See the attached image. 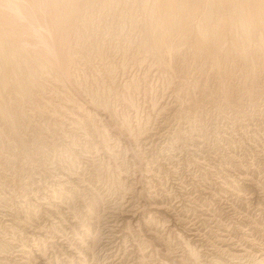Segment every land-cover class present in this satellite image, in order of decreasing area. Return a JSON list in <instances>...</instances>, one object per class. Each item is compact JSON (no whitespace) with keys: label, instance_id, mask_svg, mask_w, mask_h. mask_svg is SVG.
Instances as JSON below:
<instances>
[{"label":"rangeland","instance_id":"rangeland-1","mask_svg":"<svg viewBox=\"0 0 264 264\" xmlns=\"http://www.w3.org/2000/svg\"><path fill=\"white\" fill-rule=\"evenodd\" d=\"M263 256L264 0H0V264Z\"/></svg>","mask_w":264,"mask_h":264},{"label":"bare ground","instance_id":"bare-ground-1","mask_svg":"<svg viewBox=\"0 0 264 264\" xmlns=\"http://www.w3.org/2000/svg\"><path fill=\"white\" fill-rule=\"evenodd\" d=\"M248 251V250H247ZM244 252V251H243ZM250 252V251H249ZM226 253V252H225ZM245 253V252H244ZM236 254V253H235ZM239 254V253H238ZM234 255V254H233ZM237 255V254H236ZM256 255V254H255ZM258 256V255H257ZM233 257V256H232ZM239 257V256H238ZM246 257V256H245ZM254 257V256H253ZM261 257V256H260ZM264 257V256H263ZM231 258V257H230ZM238 259V258H237ZM243 259V257H239V260ZM247 259V258H246ZM264 259V258H263ZM224 261V260H223ZM237 261V260H236ZM246 261V260H245ZM251 262L249 264H264V261L263 260H258V259H255L254 260H250ZM234 262V261H233ZM236 263V262H235ZM242 263V262H241Z\"/></svg>","mask_w":264,"mask_h":264}]
</instances>
